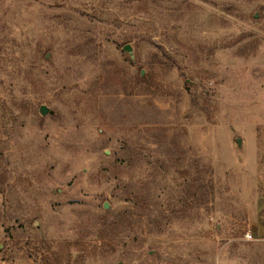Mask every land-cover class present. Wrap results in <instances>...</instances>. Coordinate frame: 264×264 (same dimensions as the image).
I'll use <instances>...</instances> for the list:
<instances>
[{"label":"rangeland","instance_id":"rangeland-1","mask_svg":"<svg viewBox=\"0 0 264 264\" xmlns=\"http://www.w3.org/2000/svg\"><path fill=\"white\" fill-rule=\"evenodd\" d=\"M263 198L264 0H0V264H264Z\"/></svg>","mask_w":264,"mask_h":264},{"label":"water","instance_id":"water-1","mask_svg":"<svg viewBox=\"0 0 264 264\" xmlns=\"http://www.w3.org/2000/svg\"><path fill=\"white\" fill-rule=\"evenodd\" d=\"M123 51L127 52L130 57H133V52H132V47L130 44H125L123 47H122ZM142 74V73H141ZM39 113L41 115H47V114H53V110L49 109V107L45 104H41L39 106ZM237 143L240 144V140L238 139L237 140ZM104 207L106 208L107 205L105 204ZM115 264H127V263H123V262H117Z\"/></svg>","mask_w":264,"mask_h":264},{"label":"crops","instance_id":"crops-1","mask_svg":"<svg viewBox=\"0 0 264 264\" xmlns=\"http://www.w3.org/2000/svg\"><path fill=\"white\" fill-rule=\"evenodd\" d=\"M258 206L259 207H263L264 206V198L263 199H260L259 202H258ZM258 233H254V235L258 238H261V239H264V235L263 236H257Z\"/></svg>","mask_w":264,"mask_h":264},{"label":"built area","instance_id":"built-area-1","mask_svg":"<svg viewBox=\"0 0 264 264\" xmlns=\"http://www.w3.org/2000/svg\"><path fill=\"white\" fill-rule=\"evenodd\" d=\"M247 238H251V236L250 235H247Z\"/></svg>","mask_w":264,"mask_h":264}]
</instances>
